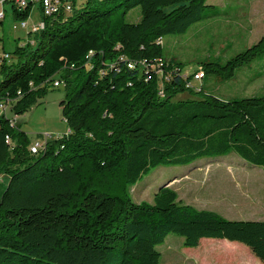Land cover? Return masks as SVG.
Instances as JSON below:
<instances>
[{"label": "trees", "instance_id": "16d2710c", "mask_svg": "<svg viewBox=\"0 0 264 264\" xmlns=\"http://www.w3.org/2000/svg\"><path fill=\"white\" fill-rule=\"evenodd\" d=\"M32 7L13 8V20L26 21ZM208 8L218 13L207 0H87L79 10L74 0L71 14L43 17L33 43L7 52L14 61H1L0 103L11 100L22 116L47 81L62 80L71 133L32 153L20 125L0 118V264H160L157 247L172 233L190 248L203 238L240 242L264 263V220L197 209L168 184L153 203L130 193L158 167L202 158L235 154L264 172V96L195 92L193 76L164 57L160 40L185 33ZM136 10L141 19L128 22ZM263 56L264 34L225 63L205 62L204 78L232 79ZM184 93L191 98L176 99Z\"/></svg>", "mask_w": 264, "mask_h": 264}, {"label": "rangeland", "instance_id": "374dc122", "mask_svg": "<svg viewBox=\"0 0 264 264\" xmlns=\"http://www.w3.org/2000/svg\"><path fill=\"white\" fill-rule=\"evenodd\" d=\"M86 1L76 0V9H81ZM207 4L214 6L218 13L213 14L208 8L203 19L185 33L166 35L161 40L167 62L181 64L184 74L203 71V64L207 61L225 63L257 43L264 34V0H207ZM42 19L40 8L34 5L26 20L27 28L19 26L13 30L14 20L9 9L5 21L0 24V58L16 46L32 43L31 27ZM140 19L138 10L127 17L131 23ZM10 57V62L14 61L12 55ZM1 61L2 58L0 70ZM201 87L206 94L224 100L264 96V56L237 69L232 79L207 75L202 80L193 81L195 92ZM65 94L64 86H50L46 95L32 103L29 110L18 118L16 124L27 134L30 146L42 141L44 134L58 136L68 129L60 107ZM186 98L191 95L184 93L176 99ZM1 177L0 182L5 183L6 176ZM164 184L178 193L182 203L197 209L215 211L228 220H264L263 169L235 154L202 158L185 166L158 167L130 187V193L136 203H153L158 189ZM168 238L157 247L161 253L160 264H171L172 259L180 264H193L192 257L184 251L189 247L173 245L176 243L173 239L181 240L182 237L172 233ZM172 246L178 249L174 256L169 250ZM187 257L190 258L188 263L183 261Z\"/></svg>", "mask_w": 264, "mask_h": 264}, {"label": "built area", "instance_id": "2783aa9c", "mask_svg": "<svg viewBox=\"0 0 264 264\" xmlns=\"http://www.w3.org/2000/svg\"><path fill=\"white\" fill-rule=\"evenodd\" d=\"M34 6L37 5L42 13L43 17L46 18H57V17H63L68 14L72 13L74 10V0H0V23L4 22L7 17V11L10 9L12 12V9L21 12L25 10L28 6ZM21 26V28H27L28 24L26 21H14L13 23V30H16ZM44 21L42 19V22L35 24L31 27V30L29 33H35L37 30H41L44 28ZM34 41H32L33 43ZM161 43V40H160ZM2 59H11L10 55L5 53L2 57ZM0 58V59H1ZM137 63L129 62L128 66L129 68H135ZM162 63L159 65L158 68V74L160 76L164 75V71L162 69ZM141 66H143L145 69L149 68V64L147 62H142ZM151 68H154V65H151ZM177 71V68L175 69ZM182 76L184 78H187L189 75H192L193 78L190 79L187 82L188 88H193V81L194 80H202L204 78V72L198 71L194 72L192 74H184L183 71L181 72ZM32 85V84H31ZM46 85L53 86V87H60L65 86V82L59 79H56L54 81H47ZM160 93L162 94V90H160ZM19 95H21V92H18ZM2 115H10L11 116V123L12 125H15L18 121V118L20 115L12 113L11 111V100H4L3 103H0V118H2ZM71 131L68 129L64 134L54 136L51 134H44L41 136L42 141L36 142L35 144L30 146V151L32 153H38L40 150L44 149L47 143L51 140H54L56 138H62L65 135L70 134ZM7 141L9 142V137H6ZM1 175H0V181H1Z\"/></svg>", "mask_w": 264, "mask_h": 264}, {"label": "crops", "instance_id": "0c3cea01", "mask_svg": "<svg viewBox=\"0 0 264 264\" xmlns=\"http://www.w3.org/2000/svg\"><path fill=\"white\" fill-rule=\"evenodd\" d=\"M168 237L166 241L169 239ZM173 241H176L173 245L183 244V238L181 240L173 239ZM169 250H171L170 254H173V256L178 252V249H174L173 246ZM184 251L187 255L189 254L188 257H192L193 264H264L248 246L227 239L203 238L199 246L189 247ZM188 257L184 258L183 261L188 263L190 261ZM171 264L180 263L174 262L172 259Z\"/></svg>", "mask_w": 264, "mask_h": 264}, {"label": "bare ground", "instance_id": "6f19581e", "mask_svg": "<svg viewBox=\"0 0 264 264\" xmlns=\"http://www.w3.org/2000/svg\"><path fill=\"white\" fill-rule=\"evenodd\" d=\"M69 14H71V13L66 14L64 17H67ZM37 31H39V30H37Z\"/></svg>", "mask_w": 264, "mask_h": 264}]
</instances>
